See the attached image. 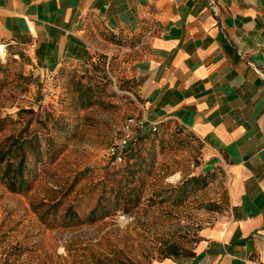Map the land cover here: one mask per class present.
<instances>
[{"label":"rangeland","instance_id":"obj_1","mask_svg":"<svg viewBox=\"0 0 264 264\" xmlns=\"http://www.w3.org/2000/svg\"><path fill=\"white\" fill-rule=\"evenodd\" d=\"M34 69L0 47V264L186 260L223 209L221 173L177 126H140L133 87L103 60Z\"/></svg>","mask_w":264,"mask_h":264},{"label":"crops","instance_id":"obj_2","mask_svg":"<svg viewBox=\"0 0 264 264\" xmlns=\"http://www.w3.org/2000/svg\"><path fill=\"white\" fill-rule=\"evenodd\" d=\"M0 47L39 73L103 60L221 173L222 211L157 264H264V0H0Z\"/></svg>","mask_w":264,"mask_h":264},{"label":"built area","instance_id":"obj_3","mask_svg":"<svg viewBox=\"0 0 264 264\" xmlns=\"http://www.w3.org/2000/svg\"><path fill=\"white\" fill-rule=\"evenodd\" d=\"M214 3L213 1H210V9L212 12L214 11ZM146 124L145 120L139 121V125H144ZM134 120L132 119H127L124 127H123V134L121 137L117 140V142L113 143L110 148L108 149V156L111 158L114 162H121L123 157H124V151L126 150V147L128 146V143L131 141V126H134ZM150 126V130L154 131L155 126L157 125L156 123H149L147 124Z\"/></svg>","mask_w":264,"mask_h":264}]
</instances>
